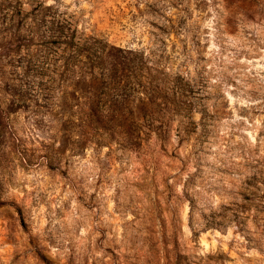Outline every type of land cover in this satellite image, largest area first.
<instances>
[{
	"label": "rangeland",
	"instance_id": "1",
	"mask_svg": "<svg viewBox=\"0 0 264 264\" xmlns=\"http://www.w3.org/2000/svg\"><path fill=\"white\" fill-rule=\"evenodd\" d=\"M0 264H264V0H0Z\"/></svg>",
	"mask_w": 264,
	"mask_h": 264
}]
</instances>
